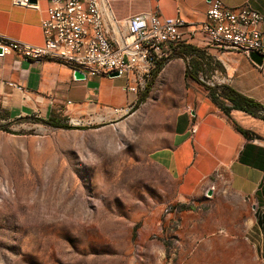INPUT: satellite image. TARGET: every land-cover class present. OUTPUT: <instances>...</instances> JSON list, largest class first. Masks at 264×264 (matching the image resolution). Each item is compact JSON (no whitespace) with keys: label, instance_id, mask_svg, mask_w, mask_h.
Segmentation results:
<instances>
[{"label":"rangeland","instance_id":"obj_1","mask_svg":"<svg viewBox=\"0 0 264 264\" xmlns=\"http://www.w3.org/2000/svg\"><path fill=\"white\" fill-rule=\"evenodd\" d=\"M73 128L0 122V264H264V210L222 190L181 218L139 121Z\"/></svg>","mask_w":264,"mask_h":264},{"label":"crops","instance_id":"obj_2","mask_svg":"<svg viewBox=\"0 0 264 264\" xmlns=\"http://www.w3.org/2000/svg\"><path fill=\"white\" fill-rule=\"evenodd\" d=\"M105 1L120 33L124 22L139 14L185 23L181 43L171 49L166 65L157 63L144 79V88L129 93L133 76L129 82L124 77L76 81L70 68L53 60L0 56V122L63 119L71 127H84L126 120L132 126L139 121L146 135L142 140L152 143L148 161L172 190L162 204L182 209L181 218L222 190L264 210V121L233 110L225 115L205 88L225 86L264 108V60L258 66L207 43L202 26L211 0ZM219 1L264 17V0ZM36 5L37 10L22 9L13 7L11 0H0V36L41 46L40 23L47 16L48 0H37ZM260 31L264 43V20Z\"/></svg>","mask_w":264,"mask_h":264},{"label":"built area","instance_id":"obj_3","mask_svg":"<svg viewBox=\"0 0 264 264\" xmlns=\"http://www.w3.org/2000/svg\"><path fill=\"white\" fill-rule=\"evenodd\" d=\"M36 1L11 0V5L37 10ZM46 15L40 23L41 46L0 36L1 56L17 54L29 61L53 60L85 78L116 74L129 82L133 76L134 87L127 89L129 93H136L140 85L144 88V79L157 63L166 65L171 49L181 43L180 28L185 26L177 18L139 14L129 17L124 22L125 31L120 33L105 0H48ZM205 19L202 33L213 48L247 58L257 54L264 60L260 31L263 16L245 6L228 8L219 0H211ZM116 31L118 38L114 39Z\"/></svg>","mask_w":264,"mask_h":264},{"label":"trees","instance_id":"obj_4","mask_svg":"<svg viewBox=\"0 0 264 264\" xmlns=\"http://www.w3.org/2000/svg\"><path fill=\"white\" fill-rule=\"evenodd\" d=\"M209 91L212 100L221 109V111L229 116L230 111L243 112L249 116L257 117L264 121V108L257 102L248 99L234 90L225 86L205 87ZM46 124L52 128L72 130L73 127L61 123V119H50ZM243 135L246 132L238 129ZM264 229V225L262 224Z\"/></svg>","mask_w":264,"mask_h":264},{"label":"water","instance_id":"obj_5","mask_svg":"<svg viewBox=\"0 0 264 264\" xmlns=\"http://www.w3.org/2000/svg\"><path fill=\"white\" fill-rule=\"evenodd\" d=\"M0 56H1V51H0ZM249 59L256 65L260 66L262 64V60L263 58L257 54H250L249 55ZM111 78H116L118 77L116 74H113L110 76ZM73 78L76 81H83L85 79V77L79 73L78 71H74L73 72Z\"/></svg>","mask_w":264,"mask_h":264}]
</instances>
